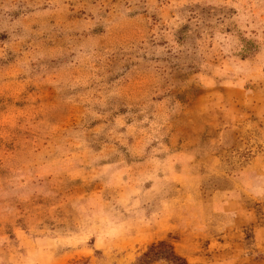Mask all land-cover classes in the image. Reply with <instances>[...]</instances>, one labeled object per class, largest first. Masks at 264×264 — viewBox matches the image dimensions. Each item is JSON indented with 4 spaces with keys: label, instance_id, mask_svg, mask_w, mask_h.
<instances>
[{
    "label": "rangeland",
    "instance_id": "obj_1",
    "mask_svg": "<svg viewBox=\"0 0 264 264\" xmlns=\"http://www.w3.org/2000/svg\"><path fill=\"white\" fill-rule=\"evenodd\" d=\"M160 242L264 264V0H0V264Z\"/></svg>",
    "mask_w": 264,
    "mask_h": 264
},
{
    "label": "trees",
    "instance_id": "obj_2",
    "mask_svg": "<svg viewBox=\"0 0 264 264\" xmlns=\"http://www.w3.org/2000/svg\"><path fill=\"white\" fill-rule=\"evenodd\" d=\"M188 264L187 260L178 255L173 246L166 242L153 244L148 251L144 253L135 264Z\"/></svg>",
    "mask_w": 264,
    "mask_h": 264
}]
</instances>
